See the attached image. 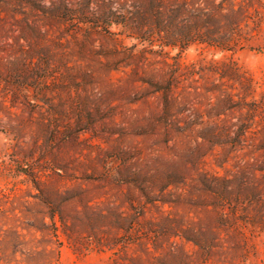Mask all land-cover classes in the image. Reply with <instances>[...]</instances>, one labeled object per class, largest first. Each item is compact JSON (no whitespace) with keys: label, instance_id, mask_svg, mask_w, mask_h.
<instances>
[{"label":"rangeland","instance_id":"obj_1","mask_svg":"<svg viewBox=\"0 0 264 264\" xmlns=\"http://www.w3.org/2000/svg\"><path fill=\"white\" fill-rule=\"evenodd\" d=\"M81 1L0 0V264H133L122 249L123 229L95 218L101 214H136L133 232L150 237L148 249L127 248L138 264H264V229L241 220L219 228L218 209L194 207L185 197L163 200L186 196V186L161 191L155 184L158 167L189 150L204 152L190 180L202 168L231 173L239 162L263 160L250 137L220 165L226 146L201 135L211 126L235 133L241 124L247 136L264 131V0L222 5L238 16L234 51L200 42L180 51L128 37L91 23ZM219 1L199 0L209 10ZM54 2L82 14L54 16ZM227 67L240 76L231 78ZM228 96L232 106L222 107ZM257 165L251 171L258 180ZM122 167L139 173L157 199L147 202L134 183H118ZM50 212L63 214L65 226L50 225ZM176 216L183 228L213 230L216 240L200 247L171 232L154 248L159 225Z\"/></svg>","mask_w":264,"mask_h":264},{"label":"trees","instance_id":"obj_2","mask_svg":"<svg viewBox=\"0 0 264 264\" xmlns=\"http://www.w3.org/2000/svg\"><path fill=\"white\" fill-rule=\"evenodd\" d=\"M227 1L229 0L211 3L214 10L200 6L199 0H82L78 5L81 10L89 9L88 16L91 18V23L105 28L119 27L128 37L150 41L151 43L158 42L160 47L178 48L180 51H184L192 43L200 42L222 51H234L237 45L236 42L239 41L232 37L230 31L237 30L238 16L222 12V5ZM80 9L70 7L67 2L62 4H55L54 2L52 3L51 12L54 16L63 17L65 20L69 18V14L81 15L82 11ZM225 70L230 72L231 78L240 76L238 69L227 67ZM242 87L245 92L250 90L248 78L242 82ZM232 101L228 96L221 106L229 104V107H231ZM254 110L253 107H250L248 114L254 112ZM169 116V101L166 99V107L161 116L162 120L166 119L167 122ZM247 128L246 124H241L239 130L232 133L229 128H220L219 131H216V127L211 126V128L205 129L201 136L209 141L211 145L226 146L224 147V157L219 158L220 165L225 161L224 158L230 151L241 146L242 142L250 137L253 139L251 146L254 151L261 153L263 156L262 161L247 162L243 165L239 162L235 165V171L231 173L230 170H225L221 174L202 168L197 171L196 177L190 180V169L200 164V158L204 152L200 150L201 148L196 152L189 150L184 155V159L179 161L173 159L158 167L156 174L162 178H158L160 182L156 183L155 181V184L160 185L161 191L169 189L170 186L176 188L186 186L188 190L186 196L176 195V197L178 196L177 199L173 200L170 199L171 195H166L163 200L165 202H179L181 198L185 197L194 207L218 209L216 210L215 224L219 228L226 225L236 226L238 220H241L246 225L249 224L254 228L259 226L260 229H264V131L263 133L262 130L259 131L260 136L257 133H254L253 136H247L245 134ZM256 138L257 141H255ZM117 153L120 154L118 159L123 161L126 151L120 150ZM255 163L258 164L257 169L263 171L262 178L258 180L251 171V167ZM115 179L118 183H134L147 202H153L157 199L154 198V195H149V187L146 182L141 181V175L132 172L129 168L122 167L117 172ZM42 202L48 206H54V208L60 206L58 203L56 204L46 198ZM227 206L230 207L232 215L229 214L230 212L224 211ZM249 211H252L250 215ZM95 218H98L100 222L105 221L107 222L105 224H110L117 229H123L124 235L126 234V237L121 240L124 255L133 264H138L139 256H137L138 258L129 256L127 248L134 244L141 250L148 249L146 245L150 237L148 231L139 235L137 232H133L131 225L137 220L136 214L131 216L116 214L114 219L101 214ZM49 219L50 225H53V227L57 226V220L65 226L66 220L63 214H59L58 219H56L55 212H50ZM85 221L86 219H83L82 223H85ZM149 224L153 227L152 222H149ZM43 227L48 228L49 225L43 224ZM197 229L191 225L183 228L182 216H176L174 220H164L159 225L158 230L155 231L152 245L154 248H158L162 238L171 232H177L175 234H180L187 241H191L200 247L211 246L216 240V233L213 230H203L201 225ZM238 232L241 234V231ZM119 238H113L114 241L112 242L119 243ZM162 264H166V262L162 261Z\"/></svg>","mask_w":264,"mask_h":264}]
</instances>
